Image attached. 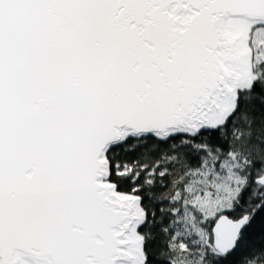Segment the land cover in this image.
I'll list each match as a JSON object with an SVG mask.
<instances>
[{
  "label": "snow or ice",
  "instance_id": "1",
  "mask_svg": "<svg viewBox=\"0 0 264 264\" xmlns=\"http://www.w3.org/2000/svg\"><path fill=\"white\" fill-rule=\"evenodd\" d=\"M0 264H264V0H0Z\"/></svg>",
  "mask_w": 264,
  "mask_h": 264
}]
</instances>
